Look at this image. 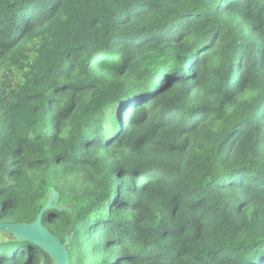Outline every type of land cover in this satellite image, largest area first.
Returning <instances> with one entry per match:
<instances>
[{"label":"trees","instance_id":"1","mask_svg":"<svg viewBox=\"0 0 264 264\" xmlns=\"http://www.w3.org/2000/svg\"><path fill=\"white\" fill-rule=\"evenodd\" d=\"M51 189L69 264H264V0H0V221Z\"/></svg>","mask_w":264,"mask_h":264},{"label":"water","instance_id":"2","mask_svg":"<svg viewBox=\"0 0 264 264\" xmlns=\"http://www.w3.org/2000/svg\"><path fill=\"white\" fill-rule=\"evenodd\" d=\"M71 212L72 205L58 206V192L51 189L45 204L40 208L36 218L31 223L26 222H2L0 221V233L8 232L16 239L31 242L45 251L54 264H69V230L66 231L63 241L52 234L41 222L42 214L47 209Z\"/></svg>","mask_w":264,"mask_h":264},{"label":"rangeland","instance_id":"3","mask_svg":"<svg viewBox=\"0 0 264 264\" xmlns=\"http://www.w3.org/2000/svg\"><path fill=\"white\" fill-rule=\"evenodd\" d=\"M99 51V50H98ZM98 51H96V53L95 54H97L98 53Z\"/></svg>","mask_w":264,"mask_h":264}]
</instances>
